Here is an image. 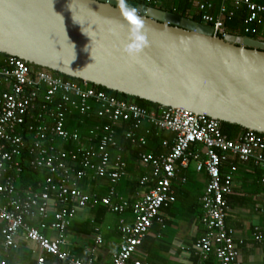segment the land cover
<instances>
[{
	"label": "built area",
	"instance_id": "1",
	"mask_svg": "<svg viewBox=\"0 0 264 264\" xmlns=\"http://www.w3.org/2000/svg\"><path fill=\"white\" fill-rule=\"evenodd\" d=\"M142 1L154 8L163 0ZM194 5L201 22L218 37L227 34L223 18L231 19L241 7L247 12L245 33L251 25L260 24L264 16V4L252 0H198ZM30 68L22 60L0 54V224L7 247L17 248L15 238L20 234L59 263L92 264L90 257L87 261L74 258L62 252L61 246L77 212L101 206L113 214L130 211L133 215L132 223L121 222L122 244L113 255L112 264H141L133 256L154 225L165 227L161 210L176 202L173 182L179 167L186 170L194 163L195 171L206 175L199 199L204 234L192 247L200 261L197 264H207L211 258L212 264H241L239 249L244 242L236 240L226 226L230 210L227 199L234 189L235 166L231 160L264 168V135L247 131L229 140L223 135L220 122L208 117L182 109L161 107L148 111L86 82L64 81ZM74 115L85 120L95 117L104 124L82 135L67 127ZM125 123H132V129L124 134V139L138 148L146 146L145 138L138 133L144 125L172 135L171 141L162 142L166 154L138 153L140 165L150 172L139 184L151 186L134 205L115 191L126 175V163L116 139L117 129ZM27 141L31 155L28 166L43 178L36 189L29 187L21 195L17 184ZM83 142H87V147ZM69 144L74 148L65 149ZM226 167L228 172L223 170ZM88 178L107 180L106 195L82 190L78 185ZM51 209L53 213L49 215ZM28 218L38 220L37 225H29ZM49 229L57 233L56 239L44 235ZM252 240L262 243L260 229L253 230ZM100 241L97 238L95 243ZM44 263L43 257L37 258L36 264Z\"/></svg>",
	"mask_w": 264,
	"mask_h": 264
},
{
	"label": "water",
	"instance_id": "2",
	"mask_svg": "<svg viewBox=\"0 0 264 264\" xmlns=\"http://www.w3.org/2000/svg\"><path fill=\"white\" fill-rule=\"evenodd\" d=\"M0 54L264 135V41L128 0H0Z\"/></svg>",
	"mask_w": 264,
	"mask_h": 264
},
{
	"label": "crops",
	"instance_id": "3",
	"mask_svg": "<svg viewBox=\"0 0 264 264\" xmlns=\"http://www.w3.org/2000/svg\"><path fill=\"white\" fill-rule=\"evenodd\" d=\"M191 14L198 15L195 5ZM88 121L92 123L96 121V118ZM71 125L75 129L79 128L78 132L84 125L88 128L87 123H83L82 118L77 115L70 118L68 126ZM150 129L151 126L144 125L138 133L146 140ZM81 134H85V131ZM165 134L167 136L165 140L171 141L172 135L167 132ZM123 144L126 143L123 142ZM147 144L149 143L146 140ZM83 145L87 147L88 144L83 142ZM128 146L122 149V157L126 163V175L118 182L115 191L120 197L134 205L143 199L151 186L150 184L143 186L139 184L140 180L148 177L150 172L149 169L140 165L134 153L135 150H144V147ZM151 146L150 144V149ZM197 149L201 148L197 147ZM143 153L147 152L143 151ZM231 162L235 166V171L232 173L234 189L227 199L230 210L226 226L233 231L236 240L244 242L239 249L238 261L241 264H264V183H262L264 168L242 164L235 159ZM228 170L229 168L226 167L224 171L228 172ZM108 185L107 180L88 178L78 186L86 193L105 196ZM205 185L206 175L197 173L194 163L186 170L179 167L177 178L173 182L176 202L161 210L165 227L153 226L134 254L135 261L141 264H197L200 262L192 247L204 234L200 224L199 199L204 192ZM19 187L20 185H17V191L21 195L29 188L21 190ZM176 204L179 208H176ZM52 213L51 209L49 215ZM26 221L29 225L36 226L38 220L28 218ZM122 221L127 224L132 223V213L127 211L123 214H113L101 206L79 210L65 234V243L61 246V250L83 261H87L90 257L92 264H112V257L122 244L120 233ZM255 228L260 229L263 235L261 244L252 240ZM2 230L3 225L0 224L1 263L36 264L37 258L43 257L44 264H63L53 256L41 253L33 243L26 241L20 234L15 238L17 248L7 247ZM44 235L50 240L57 238V233L50 229L45 231ZM97 238L101 240L98 245L95 243Z\"/></svg>",
	"mask_w": 264,
	"mask_h": 264
},
{
	"label": "trees",
	"instance_id": "4",
	"mask_svg": "<svg viewBox=\"0 0 264 264\" xmlns=\"http://www.w3.org/2000/svg\"><path fill=\"white\" fill-rule=\"evenodd\" d=\"M128 1H133L136 2L138 4H143L145 5V3L142 0H128ZM198 0H163L161 5L154 7L157 8L159 10H162L164 12H168V13H172L178 16H181L183 18L186 19H190L194 22L197 23H201L200 20V16L197 14H191L192 8L195 4V2H197ZM255 3L258 4H264V0H252ZM164 4V7H162V5ZM228 10H230L231 6L230 4H227ZM217 10V6L215 8V12ZM235 15L234 17H232L231 19L228 18V16H225L223 18V25H224V29L225 32L227 34L230 35H234V36H242V37H248L251 39H255V40H262L264 41V16L262 18V21L260 24H253L249 27V32L245 33V25H244V20L247 17V12L246 9L244 7H241L237 10H235ZM35 69L38 70H42V71H46L51 73L52 75H54L55 77H58L64 81H69V82H76L79 83L81 81L79 80H75V79H71L67 76H63L54 72H51L49 70L43 69V68H37L35 67ZM92 87H94L96 90L98 91H102L105 92L106 94H108L111 97H114L120 101L132 104V98L128 97L126 95L123 94H119L117 92H111L106 90L105 88L102 87H96L91 85ZM135 105L148 110V111H158L161 107L156 105V104H152L150 102H146L143 100H139L136 99L135 101ZM82 118V117H81ZM95 118V117H93ZM83 123H87V127L85 128L83 126V128H80L79 133L81 134L82 131H85V134L88 132V130L90 128H93L95 126H99L104 124L103 121L99 120L96 118V121L90 123L88 120H85V118H82ZM221 124V131L223 133V135H225L229 140H234L236 139L240 134L247 132L246 130H243L242 128H240L239 126H235V125H230V124H225V123H220ZM68 129L70 131H76L79 130V128H76L74 126H68ZM132 129V123H125L122 124L120 126V128L117 129V145L119 148L123 149L124 147L130 145V142L124 139V134ZM140 132V131H138ZM166 133V132H165ZM163 131H159L154 127H151V129L148 131V134L146 135V140H147V144L142 150H135V154L136 156L138 155L139 152H149V150H151V152H149L150 154L156 156V155H161V154H166L167 150L162 146V142L167 139V136ZM28 139V138H26ZM121 142V143H120ZM126 143V144H123ZM150 144L151 149H150ZM126 145V146H124ZM30 146V142L27 141V149L25 150V154L23 155L20 163L22 165V174L20 176V180L18 181V186L20 185V189L24 190L27 187H32L33 189H36L37 185L42 181L43 175L40 174L37 171L32 170L31 168H29L28 166V160L31 159V155H29V147ZM129 147V146H128ZM65 149H73V145H67L64 147ZM225 170V168L223 169ZM27 184V185H26ZM213 263V259L211 258L210 261L207 264H212Z\"/></svg>",
	"mask_w": 264,
	"mask_h": 264
},
{
	"label": "rangeland",
	"instance_id": "5",
	"mask_svg": "<svg viewBox=\"0 0 264 264\" xmlns=\"http://www.w3.org/2000/svg\"><path fill=\"white\" fill-rule=\"evenodd\" d=\"M161 5V4H160ZM162 7H164V4L162 5ZM176 208H179V205L178 204H176Z\"/></svg>",
	"mask_w": 264,
	"mask_h": 264
}]
</instances>
